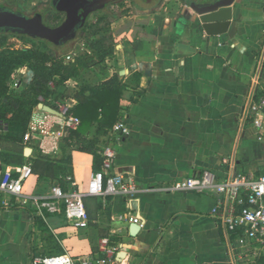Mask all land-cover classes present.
<instances>
[{
  "label": "crops",
  "instance_id": "obj_1",
  "mask_svg": "<svg viewBox=\"0 0 264 264\" xmlns=\"http://www.w3.org/2000/svg\"><path fill=\"white\" fill-rule=\"evenodd\" d=\"M177 1L180 8L163 19L148 14L149 6L113 19L114 56L102 72L84 70L93 74L87 82L117 73L128 85L102 147L113 146L111 173L134 182L135 196L85 195L89 226L77 229L63 203L56 211L39 205L37 199H52L56 182L33 174L22 198L0 208V264H34L38 256L63 252L95 257L102 255L103 238L118 248L112 264H257L264 253L258 244L243 230L227 231L214 214L217 194L178 184L204 170L219 180L235 172L264 174V143L244 117L248 102L264 91V0H237L228 32L216 36H208L190 7ZM43 4L49 9L51 0H0L20 10ZM26 75L19 91L33 72ZM80 81L82 76L71 78L56 88L72 107ZM33 112L48 116L52 132L36 136L26 158L60 154L63 118ZM120 123L126 133L114 129ZM93 160L90 153L72 152L69 190L86 191ZM5 168L0 162V175ZM128 215L145 221L135 236Z\"/></svg>",
  "mask_w": 264,
  "mask_h": 264
},
{
  "label": "trees",
  "instance_id": "obj_2",
  "mask_svg": "<svg viewBox=\"0 0 264 264\" xmlns=\"http://www.w3.org/2000/svg\"><path fill=\"white\" fill-rule=\"evenodd\" d=\"M191 1L184 0L186 3ZM46 10V13H42L47 25L56 26L63 21L64 13L51 6ZM104 10L106 9L94 14ZM89 19L81 29L82 33L90 28ZM9 36L41 42L43 48L11 50L0 57V121L7 126L6 131L0 134V162L5 167L14 169L15 174L24 163H30L33 174L40 178H49L68 192L71 181L67 177L73 173V151L92 154L94 171L102 169L103 156L100 152L106 143L102 136L113 128L120 117V101L123 90L128 87L127 83L117 73H113L97 83L79 84L75 94L77 104L67 115L78 117L80 124L76 128H64L60 154L43 153L36 158H26L24 134L29 128L34 109L41 102L40 98H43L44 103L57 108L53 101V97L58 94L56 88L71 78H79L87 68L106 67L107 60L114 56V38L108 32L105 36L88 41V51L76 56L74 61L66 62L64 57L71 52V43L74 40L56 45L28 35L0 33V39ZM77 38L83 37L79 33ZM23 66L28 67L33 76L24 90L16 91L15 88H10V78L12 73ZM3 141L13 144L4 145ZM257 264H264V253L257 258Z\"/></svg>",
  "mask_w": 264,
  "mask_h": 264
},
{
  "label": "built area",
  "instance_id": "obj_3",
  "mask_svg": "<svg viewBox=\"0 0 264 264\" xmlns=\"http://www.w3.org/2000/svg\"><path fill=\"white\" fill-rule=\"evenodd\" d=\"M67 60H75L70 52ZM22 67L16 72H20ZM12 88L21 86V81L13 82ZM43 102V98H40ZM57 110L63 118L64 127L76 128L80 120L75 116H68L72 104L68 100L56 94L53 97ZM40 112L37 107L34 109ZM43 114H49L42 111ZM244 117L250 121L257 131V140L264 143V91L256 99L252 98L245 109ZM48 116L36 115L33 112L28 130L24 134V144L31 147L32 140L36 136H48L52 131V124H48ZM7 126L0 121V134L4 133ZM117 131L126 133L127 128L120 123L114 127ZM54 149V148H53ZM103 156V167L95 171L88 183L85 192L80 190H69L65 192L56 184L52 188V199L38 200L39 205L47 207L52 211L59 209L64 204V214L68 222L77 229L89 226V215L84 202L85 195L92 196H114L123 195L134 197L137 191L134 182H126L121 175L111 173L115 158V149L111 145L104 146L101 150ZM33 175L30 163H24L19 172L15 174L14 169L6 167L0 175V208H9L14 200H20L24 194V184ZM72 181V177H67ZM178 187L183 190L195 192H214L217 194V205L213 212L221 220L225 229L230 232L243 230L244 237L256 242L260 251L264 252V174L258 178H252L243 172H235L226 178L218 179L216 174L210 170H204L199 176H192L181 180ZM123 218L122 215L119 216ZM129 221L139 227L145 225L140 216H129ZM100 253L95 257L90 255L73 256L68 252L57 255H41L34 259V264H112L118 251L109 238H103L99 245Z\"/></svg>",
  "mask_w": 264,
  "mask_h": 264
},
{
  "label": "water",
  "instance_id": "obj_4",
  "mask_svg": "<svg viewBox=\"0 0 264 264\" xmlns=\"http://www.w3.org/2000/svg\"><path fill=\"white\" fill-rule=\"evenodd\" d=\"M115 1L117 0H51V7L64 13L63 21L56 26L47 25L42 12L29 16L20 9L0 5V33L23 34L63 45L75 40L79 33L83 35L81 29L90 16ZM236 3L237 0H192L190 10L195 14L194 22L198 21L208 36H216L228 32L234 19ZM37 108L65 118L60 111L44 102H40ZM31 150V147H25L24 156L29 157ZM138 230L137 224L131 225L132 236H135Z\"/></svg>",
  "mask_w": 264,
  "mask_h": 264
},
{
  "label": "rangeland",
  "instance_id": "obj_5",
  "mask_svg": "<svg viewBox=\"0 0 264 264\" xmlns=\"http://www.w3.org/2000/svg\"><path fill=\"white\" fill-rule=\"evenodd\" d=\"M164 8L161 10L155 9L156 7H160L159 0H121L120 2L114 3L110 5L106 10L101 11L99 13L93 14L90 16V28L86 33L82 35L83 38H76L71 43V53L75 56H80L84 54V52L89 50L88 41H93L101 36H105L110 32V23L116 17H122L123 15H128L130 12H139L144 9V7L149 6L148 14H154L157 17L163 19L164 16L162 14H171L174 15V12L180 8L177 0H163ZM48 7V6H47ZM46 5H38L35 10H22L25 14L31 16L36 12L46 13ZM47 17V14H45ZM31 47H40L43 48V44L41 42H37L31 39H22L15 36H9L6 39H0V57L3 54L8 53L11 50L17 49H25ZM66 62L72 61L67 60L64 57ZM23 72H14L10 78V88L13 87V82L16 80L23 81L27 77V69L26 66L22 67ZM95 71L102 72L101 67L95 69ZM93 74L91 72L87 73L84 70L82 71V79L83 82L89 81ZM81 84V81L79 82ZM75 84V85H79ZM16 91L21 90V86L15 88ZM4 145H12V142L3 141ZM259 257V256H258ZM250 262V261H249Z\"/></svg>",
  "mask_w": 264,
  "mask_h": 264
},
{
  "label": "flooded vegetation",
  "instance_id": "obj_6",
  "mask_svg": "<svg viewBox=\"0 0 264 264\" xmlns=\"http://www.w3.org/2000/svg\"><path fill=\"white\" fill-rule=\"evenodd\" d=\"M121 0H117V1H115V2H113V3H109L104 9H107L110 5H112V4H114V3H117V2H120ZM183 2H184V0H182ZM163 3V0H159V4H162ZM186 5H187V7H190V3L191 2H188V3H186V2H184Z\"/></svg>",
  "mask_w": 264,
  "mask_h": 264
}]
</instances>
